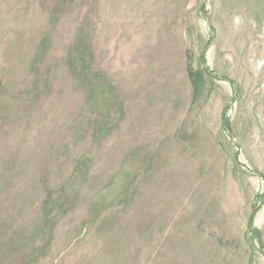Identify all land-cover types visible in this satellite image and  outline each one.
Listing matches in <instances>:
<instances>
[{
    "label": "rangeland",
    "instance_id": "rangeland-1",
    "mask_svg": "<svg viewBox=\"0 0 264 264\" xmlns=\"http://www.w3.org/2000/svg\"><path fill=\"white\" fill-rule=\"evenodd\" d=\"M0 264H264V0H0Z\"/></svg>",
    "mask_w": 264,
    "mask_h": 264
},
{
    "label": "bare ground",
    "instance_id": "bare-ground-1",
    "mask_svg": "<svg viewBox=\"0 0 264 264\" xmlns=\"http://www.w3.org/2000/svg\"><path fill=\"white\" fill-rule=\"evenodd\" d=\"M232 40V39H231Z\"/></svg>",
    "mask_w": 264,
    "mask_h": 264
}]
</instances>
